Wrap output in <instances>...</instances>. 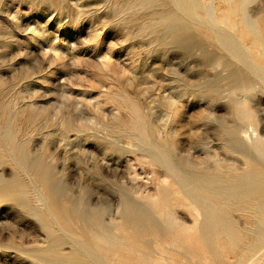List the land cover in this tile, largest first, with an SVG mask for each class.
Listing matches in <instances>:
<instances>
[{"label":"rangeland","instance_id":"obj_1","mask_svg":"<svg viewBox=\"0 0 264 264\" xmlns=\"http://www.w3.org/2000/svg\"><path fill=\"white\" fill-rule=\"evenodd\" d=\"M208 1L225 6L222 0ZM247 1L253 18L264 16V0ZM169 10L147 7L141 0H0V178L16 180L12 189L27 193L24 206L0 194V264H46L39 253L50 247L51 237L62 241L59 253L68 254L92 236L84 218L103 201L110 211L103 220L119 223L121 190L151 208L154 217L163 209L174 211L180 221L187 214L183 222L191 225L188 208L175 205L177 193L168 196L167 208L165 201L152 207L161 198L159 184L171 187V179L140 143L166 139L180 145L179 132L186 126L190 142H206L202 148L193 143V162L233 163L212 116H232L237 90L224 79L227 70L208 64L194 42H204L215 57L224 53L208 39L211 32L199 26L188 43L190 54L164 39L153 29L152 17ZM206 83L216 88H205ZM256 90L248 105L258 110L264 136V90L259 85ZM8 134L25 163L5 142ZM34 159L41 164L38 173L30 169ZM46 179L58 184L59 216L51 201L36 199L37 191L46 195ZM236 222L243 232L254 226L248 219ZM174 231L152 232L145 238L151 247L133 249L129 257L122 247L116 255L107 249L100 254L109 257L105 264L216 263L193 228L178 231L181 245ZM113 234L123 237L126 231L113 227ZM251 240L246 234L244 241ZM217 245L221 262L264 264V248L258 255L251 253V261L249 256L239 262L223 240ZM81 250L84 254L91 249ZM141 252L145 260L138 257ZM179 253H187L190 261L182 262Z\"/></svg>","mask_w":264,"mask_h":264},{"label":"bare ground","instance_id":"obj_2","mask_svg":"<svg viewBox=\"0 0 264 264\" xmlns=\"http://www.w3.org/2000/svg\"><path fill=\"white\" fill-rule=\"evenodd\" d=\"M222 2L224 8L217 6L216 1L208 0H141L142 5L147 7L169 6L172 9L156 12L152 17L156 20L153 29H159L164 39H171L172 44L181 45L188 53L190 52L188 43L192 42L198 33L196 27L209 30L212 35L207 36L208 39H211L224 54L215 57L216 54L210 52L212 50H207L204 42H194L193 48L201 52L208 64L213 62L214 67L221 66L227 70L224 79L229 80L230 88L237 90L238 99L234 101V109L230 112L232 116L217 119L212 116L218 123V132L228 149L227 153L233 161L232 164L226 162V165H222L218 161L212 165L193 162L190 159L193 143L196 147L202 148L206 147V142L202 140L190 142L191 132L186 126H183L179 132L182 136L180 145L177 143L173 145L166 139L160 144L156 142L139 144L145 148L152 162L164 170L165 177L171 179V187L159 184L161 198L152 207L157 209L159 204L165 201L167 208L168 196L177 193L175 205L188 208L193 215L191 225L183 222L187 221V214H184L182 216L184 220L180 221L181 216H177L174 211L163 209L164 212L160 210L159 216L154 217L151 208L133 200L126 190H121L124 197L119 207L120 221L117 224L112 221L106 223L103 220L110 212L105 201L101 202L103 206L91 207L90 218L87 220L79 212L72 211L78 217L81 216L85 221L90 222L92 236L83 240L80 245L77 244L76 248L66 255L59 253L62 241L51 237V229L45 225L51 243L49 248L39 253V259L43 262L105 264L104 260L109 257L100 254L102 249H107L109 253L113 252L116 255L122 247L128 253L126 257H129L133 249L139 251V248L151 247L152 243L145 241V238L152 232L162 235L168 230H175L178 235V240H175L181 245L183 242L179 238L178 231L187 232L189 228L195 230L198 242L203 250L208 252L211 262H216L215 264H229L221 262L222 254L217 245L218 240H223L224 246L230 250V254L237 256L239 262L249 256L251 261V253L260 254V250L264 248V136L260 129L262 120L259 118V112L251 108L248 101L257 91V85L264 90V16L253 18L248 10L247 0H237L236 4H232L231 0H222ZM257 48L261 49L259 54L254 52ZM228 59L236 63V66H233ZM215 85L206 83L205 88H216ZM4 139L14 149L17 154L16 159L25 163V158L17 153L18 146L14 144L12 136L8 134ZM173 150L179 153L175 154ZM238 164H243L244 167H239ZM30 169L35 173L41 170L38 159L30 162ZM10 181L12 182L0 178V194L3 198L24 206L27 193L23 190L19 192L13 190L16 180ZM58 189L56 182L46 179L44 181L46 195L37 191L36 197L43 204L51 201L53 212L57 216L62 209L58 200ZM236 219L251 220L254 226L250 231L243 232ZM113 227L123 228L126 235L123 237L114 235ZM246 234L252 235L249 243L244 241ZM86 246L91 250L81 253V249ZM185 249L191 251L189 246H185ZM174 256L177 258L176 255ZM138 257L140 260L147 258L142 252ZM179 258L182 262L190 261L187 253H179Z\"/></svg>","mask_w":264,"mask_h":264}]
</instances>
